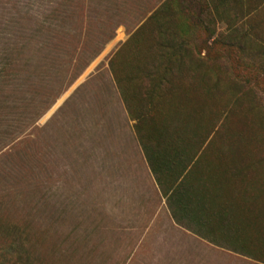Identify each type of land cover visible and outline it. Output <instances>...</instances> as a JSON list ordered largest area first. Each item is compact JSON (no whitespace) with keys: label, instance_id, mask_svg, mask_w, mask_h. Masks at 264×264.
Masks as SVG:
<instances>
[{"label":"rangeland","instance_id":"374dc122","mask_svg":"<svg viewBox=\"0 0 264 264\" xmlns=\"http://www.w3.org/2000/svg\"><path fill=\"white\" fill-rule=\"evenodd\" d=\"M0 264H264V0H0Z\"/></svg>","mask_w":264,"mask_h":264}]
</instances>
